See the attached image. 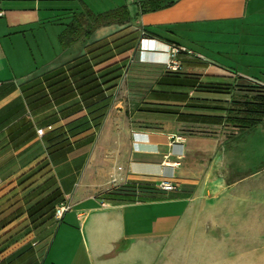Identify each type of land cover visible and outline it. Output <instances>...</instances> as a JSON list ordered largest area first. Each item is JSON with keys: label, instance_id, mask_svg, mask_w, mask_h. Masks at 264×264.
Wrapping results in <instances>:
<instances>
[{"label": "crops", "instance_id": "1", "mask_svg": "<svg viewBox=\"0 0 264 264\" xmlns=\"http://www.w3.org/2000/svg\"><path fill=\"white\" fill-rule=\"evenodd\" d=\"M54 1L60 0H0V195L47 161L51 171L20 197L50 179L70 210L60 220L53 211L36 222L26 213L13 219L0 230V264H45L55 228L76 231L86 264H264V121L250 130L225 122L231 96H251L257 85L264 87V0H175L171 7L140 15L137 0L135 9L127 0H116L105 11L125 7L128 22L99 26L66 48L59 37L75 17L102 13L82 0L77 8L57 7ZM53 25L60 26L55 31L59 49L31 63L19 49L31 51L32 43L40 51L52 48L48 29ZM196 28L233 35L222 50L224 64L200 53L193 56L179 42ZM155 30L175 44L145 33ZM103 42L129 49H115L95 71L115 64L125 68L136 49L138 64L162 73L146 90H117L123 68L118 79L102 86V94L86 103L77 96L76 109L50 118L53 105L36 101L34 82L83 60ZM168 45L185 50L173 57L180 66L177 79L164 78ZM203 77L232 89L229 94L201 92L196 85ZM141 95L143 103L128 107L116 99ZM101 106L104 116L95 127L88 113ZM49 125L52 130L37 135ZM84 128L90 131L77 135ZM105 131L108 140L102 138ZM118 131L123 154L103 170L95 162L96 149L111 145ZM176 136L182 139L180 150L173 146ZM165 162L178 163L177 189L147 196L143 185L157 186ZM111 176L121 181L111 183ZM127 187L132 190L123 192ZM96 191L99 196L88 195ZM25 220L28 226L15 232ZM37 228L43 231L35 234Z\"/></svg>", "mask_w": 264, "mask_h": 264}, {"label": "trees", "instance_id": "2", "mask_svg": "<svg viewBox=\"0 0 264 264\" xmlns=\"http://www.w3.org/2000/svg\"><path fill=\"white\" fill-rule=\"evenodd\" d=\"M174 3L175 0H142L137 2L136 15L163 10L171 7ZM129 19L130 17L125 7L98 15L90 14L84 17H75L59 37L61 46L66 48L81 37L88 38L92 30L99 26L110 23H125ZM84 23L86 24L83 25ZM145 33L175 44L158 30L145 31ZM115 49L116 52L119 51L118 53H121L129 49V47L119 50L118 46L113 48L109 43L103 42L99 46L90 49L83 60L67 68L61 67L46 74L42 80L34 82L35 84L31 88H36L35 95L40 96L36 101L45 100V105L48 106L50 103L51 106L53 105L50 118L55 120L59 116L69 114L70 110L76 109L79 105L75 101L77 96L81 98L82 103L89 102L94 97L102 94V86L118 79L122 75L124 65L115 64L100 71L94 70L95 66L111 59L114 56L113 51ZM179 77V70L165 71V79H177ZM206 78L203 77L197 83V90L215 94L230 93L232 87L227 83L220 80L210 81ZM29 90V88H23L24 93ZM103 108L105 106L96 108L88 113L95 127H98L102 121L104 116ZM262 121H264V87L257 85L255 94L251 96H231L229 106L225 112L226 125L235 130H250ZM59 143L51 144L48 149L57 148ZM50 171L49 163L42 161L25 175L19 177L14 187L0 195V230L23 213H26L30 222H36L49 215L55 205L63 202L59 189L53 186L52 182L50 183V179L25 197H20L21 192L28 189ZM27 226L28 221L25 220L18 228H15V232H19Z\"/></svg>", "mask_w": 264, "mask_h": 264}, {"label": "rangeland", "instance_id": "3", "mask_svg": "<svg viewBox=\"0 0 264 264\" xmlns=\"http://www.w3.org/2000/svg\"><path fill=\"white\" fill-rule=\"evenodd\" d=\"M88 7H90L92 10H94L96 13H103L108 11V6H110L113 2L116 0H82ZM113 1V2H112ZM128 5L131 9H135V3L136 0L130 1L127 0ZM54 6L57 7H64V5L68 4L70 7H82L84 5L80 1H54L52 2ZM106 10V11H105ZM59 25H53L52 27H49L48 32L51 33V36L54 38V43L52 44V48L48 47L46 50L44 48L41 49V51L36 48L35 43H32L31 51L27 48H21L20 53L22 55H26V58L31 63H38L41 61L42 58H47L48 56H53L54 53L59 49V43L57 36L55 34V31L57 28H59ZM196 32L191 31L188 33L184 38H178L179 42L182 43L185 47H187L188 50L193 51L191 54L195 56L197 53H200L202 55L207 56L208 58L212 59V61H217L218 63H223L224 60L226 61L227 57L222 52L227 51L225 49V46L231 45L229 43L231 35L230 33L221 32L220 29L214 30L210 33L204 32V30H201L199 28H196ZM48 33V34H49ZM145 36L144 34L142 35ZM228 36V37H227ZM47 44V42H46ZM223 48V49H222ZM225 49V50H224ZM129 62L124 68L123 75L121 77V80L118 82L116 88L117 90L123 89V88H130V89H148L152 83L154 82L155 78L162 73V70H158L157 68H150L146 66H142L138 64L137 58H136V49L130 52L129 54ZM22 69V67H21ZM144 95L136 96V97H116L117 100L123 101L125 106L128 107L130 104H140L141 102H144ZM121 130V129H120ZM119 130V131H120ZM90 129H81L78 131L77 135H86ZM117 132L115 140L111 145L104 144L105 146L102 149H96V163H102L103 166L101 168L104 170L108 164L110 163V160L113 158H117V156L123 154V134L121 132ZM71 135V134H70ZM104 140H108V132L105 131L103 134ZM106 143V141H105ZM99 159H102L100 161ZM114 163L121 164L122 162L115 161ZM103 173V172H102ZM124 188V187H123ZM143 188L145 191H147L146 195L151 196L152 194H155L159 192L158 189L152 184L147 183L146 185H143ZM131 187H127L126 190L123 192L131 191ZM114 191H117L114 189ZM108 193V191H107ZM88 195L90 196H99V192H88ZM141 193L133 198V201L140 200ZM142 198V197H141ZM144 199V198H143ZM142 200V199H141ZM58 205V204H57ZM56 205V206H57ZM55 206V207H56ZM54 207V208H55ZM54 210V209H53ZM43 229L37 228L34 230V233H41ZM45 232V233H44ZM44 234H46L45 237L49 234V230H44ZM62 236V237H61ZM63 236L65 241H63ZM49 256L45 264H51V262L57 259V261H61V264H86L84 255H83V249L80 244V241L78 240L76 236V231L74 229H53L51 234V240L49 243ZM55 255V257H54ZM54 257V258H53ZM68 257V259H67ZM73 258L74 262L70 263L71 259ZM59 263V262H58Z\"/></svg>", "mask_w": 264, "mask_h": 264}, {"label": "built area", "instance_id": "4", "mask_svg": "<svg viewBox=\"0 0 264 264\" xmlns=\"http://www.w3.org/2000/svg\"><path fill=\"white\" fill-rule=\"evenodd\" d=\"M139 0H137L138 2ZM3 15V12L0 10V17ZM180 51H185L183 48H179L177 46L174 45H168L167 46V59L164 62V67L166 70H171V71H176L180 69L179 63L177 61L174 60V56L177 55ZM52 130V126L49 125L46 128H41V129H37L36 133L39 136L44 135L45 131H50ZM172 140H175L173 146L176 148V150H180L181 148V137L176 136V137H171ZM178 165V163L176 162H165L163 163V169H164V175L161 181H159V183L157 184L156 188L161 191V192H165V193H169V192H173L177 189V184L174 181V168ZM121 167L117 168V171H120ZM117 181H121L119 180L118 177L116 176H111L110 178V182L111 183H116ZM102 206H106L107 204L105 202L101 203ZM68 210H70V207L65 204V203H59L53 210V217L56 220H60L64 213L67 212Z\"/></svg>", "mask_w": 264, "mask_h": 264}]
</instances>
